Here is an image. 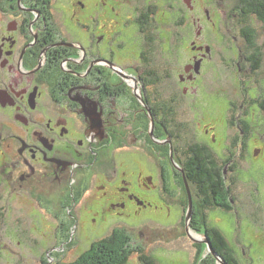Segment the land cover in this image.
Here are the masks:
<instances>
[{
	"label": "flooded vegetation",
	"instance_id": "obj_1",
	"mask_svg": "<svg viewBox=\"0 0 264 264\" xmlns=\"http://www.w3.org/2000/svg\"><path fill=\"white\" fill-rule=\"evenodd\" d=\"M194 7L191 0H0L1 176L29 202L55 190L66 196L59 236L72 224L62 244L91 247L127 226V264L134 256L157 264L153 257L166 249V235L158 238L146 211L155 209L169 222L180 208L179 235L196 253L207 249L199 236L207 238L204 232L188 236L186 198L173 189L178 172L187 181L192 149L214 155L218 142L205 130L208 142L196 130L189 134L190 106L205 105L202 96L194 103L189 96L197 93L193 84L204 88L217 51L237 72L245 61L249 77L240 83L248 94L262 63L253 70L242 31L263 24L244 12L242 0H208L198 13ZM208 26L217 44L205 40ZM235 31L232 40L243 49L230 42ZM176 127L185 130L175 134ZM233 144L227 136L228 157ZM193 226L204 229L202 221ZM129 230H137L139 244ZM59 236L54 232L51 240ZM180 250L183 264H194L189 246ZM218 256V264L225 263Z\"/></svg>",
	"mask_w": 264,
	"mask_h": 264
},
{
	"label": "rangeland",
	"instance_id": "obj_2",
	"mask_svg": "<svg viewBox=\"0 0 264 264\" xmlns=\"http://www.w3.org/2000/svg\"><path fill=\"white\" fill-rule=\"evenodd\" d=\"M191 1L193 7L196 6V13L204 3L208 2V0ZM233 23L232 20L228 21L230 27ZM253 27L257 34L256 47L247 54L250 55V60L251 55L253 56V53L258 51L261 53L262 64L259 71L254 69L257 72L253 73L254 78L249 82L248 88L251 87V90L248 94H244L243 85L240 83L241 80L245 81L249 77L245 61L242 63L244 71L237 72L232 64L228 66V61L222 59L220 51H217L215 52L217 55L215 67L212 70H206L203 75L205 89H199L193 84L197 93L195 96H189V102L194 103L196 98L202 96L205 103L198 108L190 106L189 134L192 135L191 130H196L207 142L210 141V137L205 134L204 130L217 136L218 142L212 147L216 151L213 157L216 163L225 170L226 184L230 189V197L233 199L234 208L231 211L222 209L209 211V222L223 233L229 246L233 247L238 255L244 254L245 257L239 256L238 258L241 264H246V262L264 264V108L259 105L264 101V26L254 25ZM207 32L210 33L205 35L207 43L217 44L218 36L214 34V28L208 26ZM235 34L238 35L237 31L232 33L230 42L239 44L240 49H243L244 45L240 40L239 42L232 40ZM202 40L204 41L203 37ZM232 102L236 106L230 108ZM195 105L197 106L198 103ZM230 121L234 126L233 129L230 128ZM173 130L175 134H179L185 128L176 127ZM227 136L231 144L234 138L236 141V145L234 141V147L230 148L229 158L230 153L224 151ZM186 140H189V136ZM229 160L231 162L228 163ZM178 167L181 166L178 164ZM176 175V178L173 176V189L178 198H186L187 211L189 203L185 176L182 171ZM0 178L2 182L0 189V264H47L46 261L52 262L53 260L56 263L62 261L70 264L90 247V244L84 247L83 241L79 248H71L72 246H68L67 243H63V246L61 243L69 239L72 224L65 223L63 236H59L60 227L66 220L64 210L66 196L63 193L55 190L39 199L36 197L34 202H29L30 199L25 200L24 197H18L13 193V187L1 176V169ZM188 187L193 198V216L189 224L184 222V226L192 225L191 227L198 231L191 230L200 233L202 228L193 226V224L198 222L194 212L199 215L204 212L201 207L202 201L195 186L188 183ZM93 191L95 192L94 189ZM181 217L180 208L174 211L169 222L158 217L155 209L149 208L146 211L144 219L154 220L158 238L159 235H166V240L163 241L166 249H162L159 255L153 257L156 263L183 264L187 261V257L180 249L189 246L190 258L193 255L194 264H218L208 249L205 248L196 253L191 249L192 242L183 238L184 234L179 235V232L183 231L182 225L180 226ZM138 222L139 219L133 220L129 226L137 225ZM116 224L118 223L115 222L114 225ZM167 226L170 228H166ZM72 231V234L77 231L76 225H73ZM136 231L129 230V234L131 240L139 244V238L137 239L135 235ZM54 232L59 236L58 240H51ZM116 232L123 241L121 244L117 243L120 254H122L121 251L125 250L129 244L126 241L128 227L117 229ZM199 236L200 240L205 239ZM66 254L68 255L64 257ZM129 264H140V262L136 261L134 256ZM141 264L144 263L141 262Z\"/></svg>",
	"mask_w": 264,
	"mask_h": 264
},
{
	"label": "trees",
	"instance_id": "obj_3",
	"mask_svg": "<svg viewBox=\"0 0 264 264\" xmlns=\"http://www.w3.org/2000/svg\"><path fill=\"white\" fill-rule=\"evenodd\" d=\"M242 5L245 13L255 16L264 26V0H242ZM254 29L250 25L242 31V35L251 50L256 47L257 34ZM250 61L254 64L253 70H258L261 62V53L258 51L254 52L253 56L251 55L250 57ZM242 144L244 145L245 142L243 141ZM192 151L193 158L189 162V173H186L187 181L195 186L198 196L207 206V210L222 209L231 211L234 208L232 206L233 199L230 197L231 193L226 184L223 168L216 163L213 155L206 148L195 146ZM232 169L234 170V168ZM204 204L201 203V207L205 212ZM204 212L201 215L194 212L195 218L204 223V229L200 233L204 232L213 250L223 258L225 264H239L238 255L234 248L229 246L223 233L210 224L208 213ZM118 242L120 244L123 243L122 238L119 237L115 230L107 239L93 243L89 249L70 264H127L129 251L123 250L121 251L122 254H120L119 247H117Z\"/></svg>",
	"mask_w": 264,
	"mask_h": 264
},
{
	"label": "water",
	"instance_id": "obj_4",
	"mask_svg": "<svg viewBox=\"0 0 264 264\" xmlns=\"http://www.w3.org/2000/svg\"><path fill=\"white\" fill-rule=\"evenodd\" d=\"M224 174H225V170H224ZM184 180H185V184H186V188H187V192H188V210H187V215H186V222L187 224H189V222L191 221L192 219V216H193V198H192V195H191V191L188 187V183L184 177ZM186 232L188 234V236L192 239V240H195V238L197 237V234L195 232H193L189 226L186 227ZM205 245L207 246V249L209 251L210 254L213 255V257L216 259V261L219 260V256L218 254L213 250L212 246H211V243L209 241V239L205 238L204 241ZM222 264H225V263H222Z\"/></svg>",
	"mask_w": 264,
	"mask_h": 264
}]
</instances>
